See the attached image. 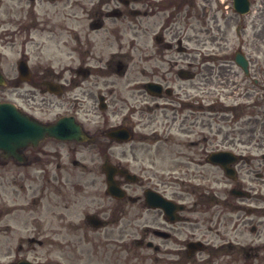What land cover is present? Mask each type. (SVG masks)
Returning a JSON list of instances; mask_svg holds the SVG:
<instances>
[{
    "label": "flooded vegetation",
    "instance_id": "flooded-vegetation-1",
    "mask_svg": "<svg viewBox=\"0 0 264 264\" xmlns=\"http://www.w3.org/2000/svg\"><path fill=\"white\" fill-rule=\"evenodd\" d=\"M14 1L0 10V104L49 126L64 119L57 135L72 137L0 151V264L80 259L90 217L141 227L143 250L124 264H262L264 148L243 137L241 113L226 120L213 58L180 25L182 0ZM91 148L126 171L114 177L123 198L101 203ZM219 151L233 153L232 179L210 159ZM119 238L94 237L98 264ZM45 246L65 255L39 256Z\"/></svg>",
    "mask_w": 264,
    "mask_h": 264
},
{
    "label": "rangeland",
    "instance_id": "rangeland-1",
    "mask_svg": "<svg viewBox=\"0 0 264 264\" xmlns=\"http://www.w3.org/2000/svg\"><path fill=\"white\" fill-rule=\"evenodd\" d=\"M37 1V11H42L51 6L50 2H46L45 0ZM182 3L195 7V10L200 12L202 16L204 9L207 10L205 19L199 16L197 18H188L182 13L180 25L185 35L196 37L199 46H205L203 48L204 51L212 53L214 58H226L227 61L214 66V76H212L214 80L213 90L214 92H221L223 95H226L227 103L224 104H228L231 107L238 104L237 106L240 108L236 107L238 108L236 113H241L239 125L242 127L243 137L246 140L261 144L264 148V0H250L251 10L246 16H240L235 13L232 9V0H194V2L182 0ZM40 4H43V7H40ZM13 5V0H2L1 8L5 10ZM188 9L191 8L183 5V12ZM238 51L243 53L249 60L250 75L248 77H245L234 63V54ZM218 72L219 74L222 72V74L219 75ZM254 80H256V83L253 82ZM225 117L226 120L227 117L232 119V108L226 112ZM257 118L259 121L256 127L254 119ZM214 122L215 130L217 124L223 125L219 118L215 117ZM224 128L226 127L224 126ZM217 138H221V136H217ZM249 148L252 150L251 154L257 155L262 152L258 150L257 145H251ZM96 150L97 148H91V152L94 153L92 155L86 154V162L89 164L92 161L95 164V169L99 171L98 167L102 164V160L99 158ZM99 179L103 180L100 192L102 194L101 203L105 204L108 199L104 197V177L102 174L99 175ZM89 199V197L86 198L87 203ZM261 206L260 233L261 242L264 244V190ZM87 208L91 211L89 209L91 207ZM112 228L117 237L118 235H122V238L118 239L120 245L116 248V256L118 257L122 251L124 255V252L129 250L127 242L133 232L131 228L128 230L126 219L119 221L118 225ZM107 231H109V228L102 229L99 232L103 236ZM141 232L142 230L139 226L138 235ZM97 234V232L86 226L85 236L87 237L82 249L86 252L89 251L91 255L88 256L85 253V256L80 261L70 258L69 262L62 258L63 261L67 264H71V262H74V264H95L93 240ZM244 234L245 241L252 239V235L248 229L244 231ZM89 240L91 243H89ZM48 249L49 247L47 246L39 249V256L42 255L53 258L55 261H61V256L65 255V252L57 248L47 253ZM104 258L103 252V260H105ZM118 259L126 260L124 257H118ZM123 262L118 263L124 264ZM107 264H109V261Z\"/></svg>",
    "mask_w": 264,
    "mask_h": 264
},
{
    "label": "water",
    "instance_id": "water-1",
    "mask_svg": "<svg viewBox=\"0 0 264 264\" xmlns=\"http://www.w3.org/2000/svg\"><path fill=\"white\" fill-rule=\"evenodd\" d=\"M233 6H234V9L240 14H244L249 10L248 0H234ZM235 61L238 65H240L244 69L245 73L247 74L248 72H247L246 60L242 56L237 55L235 58ZM20 123L18 120L17 124L13 126V131H15L16 137L22 140V145L27 144L28 141L39 140L45 134L50 135L51 133L50 128L41 126V125L35 126V124L30 125V123L24 118L20 120ZM7 124H8L7 121L4 122L3 119L0 118V137H1V133L4 131L2 129L6 127ZM0 147H2L1 144H0ZM109 182H110V179H109Z\"/></svg>",
    "mask_w": 264,
    "mask_h": 264
}]
</instances>
